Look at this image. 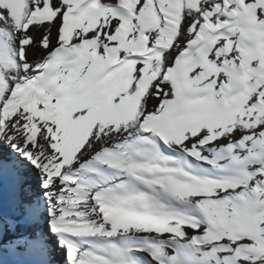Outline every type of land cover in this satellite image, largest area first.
I'll return each mask as SVG.
<instances>
[{
	"label": "snow or ice",
	"instance_id": "obj_1",
	"mask_svg": "<svg viewBox=\"0 0 264 264\" xmlns=\"http://www.w3.org/2000/svg\"><path fill=\"white\" fill-rule=\"evenodd\" d=\"M0 264H264V0H0Z\"/></svg>",
	"mask_w": 264,
	"mask_h": 264
}]
</instances>
